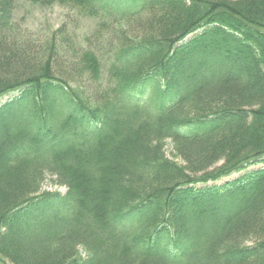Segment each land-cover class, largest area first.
Returning a JSON list of instances; mask_svg holds the SVG:
<instances>
[{
	"label": "trees",
	"instance_id": "trees-1",
	"mask_svg": "<svg viewBox=\"0 0 264 264\" xmlns=\"http://www.w3.org/2000/svg\"><path fill=\"white\" fill-rule=\"evenodd\" d=\"M29 1L95 28L0 0V264H264V0Z\"/></svg>",
	"mask_w": 264,
	"mask_h": 264
},
{
	"label": "rangeland",
	"instance_id": "rangeland-1",
	"mask_svg": "<svg viewBox=\"0 0 264 264\" xmlns=\"http://www.w3.org/2000/svg\"><path fill=\"white\" fill-rule=\"evenodd\" d=\"M14 9L12 18L13 35L21 38L24 37L26 39L37 40V43L48 42L51 36L59 28L65 26L69 38L74 43L82 44V40L85 37L90 36L95 28V22L93 20L84 19L75 11L61 7L57 4L47 6L43 5L41 2L33 4L30 3L29 0H15ZM191 37L186 40L191 39ZM9 96L10 95L0 99V105H2ZM164 151L169 159H173L172 147L169 141H166ZM173 160L180 163L179 160ZM261 167L263 166L250 168L249 170L259 169ZM243 174L244 172L233 174L215 184L221 185L233 181L241 177ZM54 181V177L46 175L41 186V192L59 193L64 195L66 193L65 188L57 186ZM208 185H212V183ZM197 188H199V186ZM81 253L83 254L82 251Z\"/></svg>",
	"mask_w": 264,
	"mask_h": 264
}]
</instances>
